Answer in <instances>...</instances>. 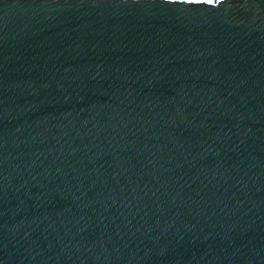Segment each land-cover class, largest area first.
<instances>
[{
  "label": "water",
  "instance_id": "water-1",
  "mask_svg": "<svg viewBox=\"0 0 264 264\" xmlns=\"http://www.w3.org/2000/svg\"><path fill=\"white\" fill-rule=\"evenodd\" d=\"M0 264H264V0H0Z\"/></svg>",
  "mask_w": 264,
  "mask_h": 264
},
{
  "label": "snow or ice",
  "instance_id": "snow-or-ice-1",
  "mask_svg": "<svg viewBox=\"0 0 264 264\" xmlns=\"http://www.w3.org/2000/svg\"><path fill=\"white\" fill-rule=\"evenodd\" d=\"M207 2H208V3H211V2H212V0H207Z\"/></svg>",
  "mask_w": 264,
  "mask_h": 264
}]
</instances>
